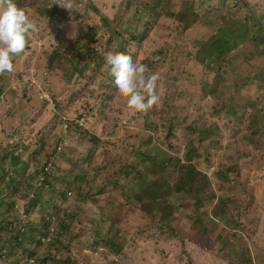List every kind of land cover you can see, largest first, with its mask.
<instances>
[{
  "label": "rangeland",
  "instance_id": "1",
  "mask_svg": "<svg viewBox=\"0 0 264 264\" xmlns=\"http://www.w3.org/2000/svg\"><path fill=\"white\" fill-rule=\"evenodd\" d=\"M14 3L36 30L26 50L13 58L14 71L0 75V170L12 166L11 156L3 158L8 150L30 170H39L48 158L53 161L50 153L62 142L63 156L55 154L57 174L75 183L84 176L94 193L91 199L67 194L63 215L73 213V220L61 216L72 224L59 241L70 242V256L58 242L49 249L56 261L24 258L20 264H237L239 251L246 263L264 264V0H73L71 9L53 0ZM188 4L198 21L184 29L177 17ZM149 13L157 19L147 38L140 45L127 42L144 29L135 31L138 17L146 21ZM107 20L119 33L113 34L115 52L147 65L148 74H159L156 94L176 118L172 138L166 139L161 126L170 125L167 120L157 121L152 134L145 132V113L130 109L116 92L111 99L103 92L110 86L104 56L112 51L102 26ZM212 39L218 48H208L214 46ZM228 41L234 43L219 47ZM81 44H88L87 55ZM92 48L100 57L86 61ZM186 139L196 152L191 151L190 162L184 155ZM38 149L36 157H29ZM144 149L159 173L167 155L175 154L176 173L184 183H150L138 191L143 181L136 179L134 163L152 181L161 179L137 155ZM30 183L12 213L20 228L28 229L29 222L40 227L39 210L46 209L40 204L23 218L29 195L40 197L36 179ZM41 194L46 196V190ZM102 241L126 247L113 256ZM224 245L234 250L223 254ZM182 246L183 261L175 262ZM15 261L1 259L0 264Z\"/></svg>",
  "mask_w": 264,
  "mask_h": 264
},
{
  "label": "trees",
  "instance_id": "2",
  "mask_svg": "<svg viewBox=\"0 0 264 264\" xmlns=\"http://www.w3.org/2000/svg\"><path fill=\"white\" fill-rule=\"evenodd\" d=\"M36 1H39V0H36ZM125 8L127 9L129 8V3H126ZM187 11H189L188 14H187ZM194 11H195L194 6L192 10L190 5L188 4L187 10L184 12L185 14L180 13L181 15H178L177 19L182 23L184 29L188 25H192L198 21L197 14ZM169 15H172V14L169 13ZM114 16L120 17V15H118L116 12L114 13ZM146 16L148 17L146 21H143L141 17H138V20H140L141 22H139L134 27L135 31L137 30V27L139 26H143L144 29L141 32H139L138 35L132 34L130 38H127L126 40L127 42L129 41L135 42L137 45H140L147 38L148 33L150 29L152 28V26L155 24L157 17L153 13L146 14ZM240 25H242L241 22L239 23V25L237 24V27ZM102 26L105 27L109 33V39L106 45L110 50L112 49L111 52L115 53V50L113 48V44H114L113 34L118 36L119 33H117L115 29L110 26V21L108 20L104 22ZM241 33L242 35L244 34L242 30H241ZM228 38H231V36H228ZM94 41L95 40L93 38L92 42ZM212 41H213L214 46H208V48L209 49H213L214 47L218 48V46H215L216 43L214 42L213 39ZM76 43H78V41ZM99 43L100 42H98V45ZM232 43L234 42L228 41L225 45L219 46V47L224 48V46H229ZM87 46L88 44L79 45V47H82V54L84 55L88 54ZM219 51L222 56V52L220 49ZM90 52H91V55H88V57L85 59L86 61L88 60L96 61L97 59H99L100 54L93 52V48H92V51ZM117 52H121V51H117ZM83 56L80 57L81 60H83L84 58ZM53 59H54L53 56L49 57L48 63L51 64ZM108 79L110 80V86H108L107 88H104L103 92L108 94L106 95L108 99H111L112 92L115 93L116 91L111 84V78H108ZM0 82H1V78H0ZM2 90L3 89H1L0 87V95L2 94ZM157 95L161 96L160 94H157ZM159 107H162L160 111H158ZM167 108H171V106L168 105L167 102L163 100L162 102L159 101V103L156 106H153L150 110H148L145 113L143 117V127H144L145 132L151 133V132L156 131L158 129L156 122L159 121L160 123H162L163 121L167 120L170 125H161L162 129L166 131L165 137L168 140L174 136L173 124L176 123V118H175L174 112L169 109L166 110ZM165 116L166 118L167 117L168 118L166 119ZM151 119L152 120L155 119L154 123L151 122ZM63 144L64 143L62 142L58 144L56 142L55 149L52 150L50 153L51 154L50 156H52L53 161L52 159L48 158L47 161H45L40 166L39 170H37L36 168H33L32 170H30L29 165L27 163H24V160L22 158L19 159L18 156H13V154L15 155L13 150L6 151V155L3 156V158L11 156L10 161L12 163V166H10L7 169H5V167H1V170H0V246H1L0 250L2 251V255H4L2 257V255L0 254V260L5 259V262H8L10 258V260H16L15 264H20L21 260L24 258L33 260V262L36 258H37V261H41V263H44L47 259L54 262L58 258L54 255L53 252H50L49 249L55 247L54 245L58 244V242L61 244V247H63L64 253H66L67 256H70V253H69V247H71V244H69L70 242L68 241V243H65V242L63 243L59 241V237L61 236V234L63 233L67 234L72 224V223L64 222L61 219V216H63L64 219L68 218L70 222H72L73 220L72 219L73 213L71 214L65 213V215H63L64 212H67V209H64L65 204L67 203V194L68 195L71 194L77 199H80V198L91 199L94 193H92L91 187H89L88 183H83L85 179L84 176L80 178L81 183L80 182L75 183V181L65 176L62 177V175L57 174V171H59L60 169L55 163V154L64 153V148L66 145H63ZM15 145L18 148L20 146L19 143H15ZM185 147H189V149L186 151V153H184V155L187 161L190 162L192 157L195 156L194 154H196V152L190 146L187 139H186ZM20 148L25 149V147H20ZM169 149H171L170 146H169ZM38 151L40 150L39 149L36 150L29 157H33V158L36 157V155L38 154L37 153ZM191 151H193L194 153L192 156H190V154L192 153ZM137 155L143 158V160H147L148 162L153 161V159H150L148 153H146V149H144L142 152H137ZM59 156H63V155L60 154ZM173 156H175V154L167 155V160L165 161L167 166L163 168L162 170H160V173L158 171L159 169H157L156 167L157 165L153 162L154 164L153 166L152 163L150 162L151 163L150 167L151 168L154 167L155 168L154 171H156L155 173H158L157 175L161 177V179L159 180L152 181L151 179H149V176L139 171V169L137 168V163H134L133 165L136 166V179L139 178L140 179L139 181L141 180L143 182L146 181L144 183L143 182L138 183V180L135 179L136 180L135 182H137L139 186L138 191H140L143 188L146 190L148 187H150L151 184L159 183L162 181L171 183L174 180V182L176 181V183H178V181L181 180L180 179L181 177H178L176 173V167L179 165L180 161L179 160L175 161L176 159ZM61 159H63V157H61ZM20 161H23L21 165L19 164ZM187 166L190 167L189 165ZM131 173L132 171L130 172V174ZM218 178L221 181V183L224 182L221 173L219 174ZM35 179H36V184L38 183L39 185L38 188H39L40 197L36 196L35 194H33L32 196L29 195L28 197L29 206L27 209H25L24 211L25 216L23 218H25L26 215L30 213V211L32 212L34 210L33 208H36L37 206L40 207V204H41L43 208H46L43 211L39 210V214H41L42 224L40 227H38V225L35 226L33 223L29 222L27 223L28 229L26 228V226H24L23 228H20L16 219L12 217V213L17 211L19 207L17 205V201L24 200V198H26V196L24 195L28 192L29 189L32 188L31 186L32 183H30V181L35 180ZM167 180H169V182ZM179 183H184V181L181 180ZM86 186L88 189L87 191L84 192L82 190V187H86ZM112 186L115 187V183H113ZM174 186H175L174 188H176L178 185H174ZM23 188H25L26 192H23V191L21 192ZM181 189L183 190L184 187L182 186ZM43 190H46L47 192L46 196L41 194V191ZM5 191L7 194L4 196ZM131 209L132 208H128L127 211L131 212ZM148 223L150 224L151 222L148 221ZM113 224H114V219L110 220L111 227H113ZM200 224H201L200 227L203 228L201 221L198 220L196 222V226H199ZM159 227L162 230L163 227L160 225ZM168 229L171 230V228H168ZM114 230L115 232H118V233L121 231L120 228L118 227H116ZM172 231L174 233V230ZM202 231L204 232V228L202 229ZM44 244H47L45 249L43 247ZM187 244L185 243L183 244V246L185 247L187 246ZM28 245L30 246V248L27 247ZM100 245H102V247H105V249L108 252H110L113 256H117L120 253H122L123 249L121 247H124V248L126 247L125 245L115 246L113 242H109V241H102ZM183 246L180 249V253L176 256L175 262L183 261L182 254L185 251V248ZM39 249L41 251V254H38ZM221 250H223V254H228L229 252H232L234 248L233 246L228 247L227 245H224L221 248ZM238 256H239L238 257L239 262L237 261V264H248L246 263V257L241 253V251H239ZM59 259L63 262L72 263L69 257H66V258L60 257ZM187 259L189 260V262H191L189 257ZM166 260L167 259L165 258L163 262H166ZM162 264H170V263L168 262V263H162ZM182 264H185V262H183ZM192 264H196V263H192Z\"/></svg>",
  "mask_w": 264,
  "mask_h": 264
},
{
  "label": "clouds",
  "instance_id": "3",
  "mask_svg": "<svg viewBox=\"0 0 264 264\" xmlns=\"http://www.w3.org/2000/svg\"><path fill=\"white\" fill-rule=\"evenodd\" d=\"M53 3L65 9L74 6L73 0H53ZM35 30L34 22L14 0H0V75L14 71L13 58L26 50L28 36ZM104 60L117 96L124 98L130 109L146 113L159 103L155 91L158 73L148 74L147 65L134 62L131 55L123 52H109Z\"/></svg>",
  "mask_w": 264,
  "mask_h": 264
},
{
  "label": "built area",
  "instance_id": "4",
  "mask_svg": "<svg viewBox=\"0 0 264 264\" xmlns=\"http://www.w3.org/2000/svg\"><path fill=\"white\" fill-rule=\"evenodd\" d=\"M44 98H45L46 100H48V97H47V96H45ZM82 120H83V119H82ZM32 262H33V260H32Z\"/></svg>",
  "mask_w": 264,
  "mask_h": 264
}]
</instances>
